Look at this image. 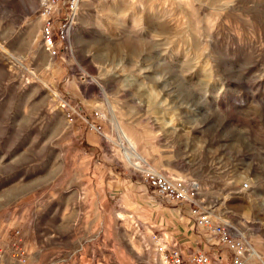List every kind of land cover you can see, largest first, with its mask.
Returning a JSON list of instances; mask_svg holds the SVG:
<instances>
[{
  "label": "rangeland",
  "instance_id": "rangeland-1",
  "mask_svg": "<svg viewBox=\"0 0 264 264\" xmlns=\"http://www.w3.org/2000/svg\"><path fill=\"white\" fill-rule=\"evenodd\" d=\"M42 1L0 0V264L229 259L149 167L264 264V0H81L56 59Z\"/></svg>",
  "mask_w": 264,
  "mask_h": 264
},
{
  "label": "built area",
  "instance_id": "built-area-1",
  "mask_svg": "<svg viewBox=\"0 0 264 264\" xmlns=\"http://www.w3.org/2000/svg\"><path fill=\"white\" fill-rule=\"evenodd\" d=\"M80 1H42L39 8V16L42 20L41 37L45 51L53 59L70 51V36L76 24ZM96 116L100 117V114L96 113ZM68 119L69 122H74L75 115L69 114ZM85 122L91 131L101 134V125L89 120ZM141 177L159 197L191 207L197 226L217 236L219 244L230 252L231 256L225 260L224 264H247L252 252L246 242L234 238L225 224H215L211 216L199 207L196 201L199 190L197 183L170 178L151 167L144 169ZM247 187L248 185L245 184V188ZM159 251L164 264H186L183 255L175 248L170 250L162 245ZM0 258H2L1 254ZM18 258L23 264H29L24 250L19 251ZM191 262L192 264H213L212 257L205 253L192 257Z\"/></svg>",
  "mask_w": 264,
  "mask_h": 264
},
{
  "label": "bare ground",
  "instance_id": "bare-ground-1",
  "mask_svg": "<svg viewBox=\"0 0 264 264\" xmlns=\"http://www.w3.org/2000/svg\"><path fill=\"white\" fill-rule=\"evenodd\" d=\"M124 139V137H123ZM123 141V140H122ZM124 144L127 145L128 149H127V158L129 160H132L133 158H136L137 160H139L141 163H146L145 159H143L142 157H140L138 154H135L136 150L135 148L130 144V142L128 141V139H124Z\"/></svg>",
  "mask_w": 264,
  "mask_h": 264
},
{
  "label": "crops",
  "instance_id": "crops-1",
  "mask_svg": "<svg viewBox=\"0 0 264 264\" xmlns=\"http://www.w3.org/2000/svg\"><path fill=\"white\" fill-rule=\"evenodd\" d=\"M205 231V230H204ZM188 243H190V241L188 242ZM185 244V243H184ZM183 244V245H184ZM184 246H186V245H184ZM188 246H189V244H188ZM219 254V253H218ZM217 254V255H218ZM216 255V254H215ZM220 257H222L219 261L223 264V262H225V258L223 257V256H220Z\"/></svg>",
  "mask_w": 264,
  "mask_h": 264
}]
</instances>
